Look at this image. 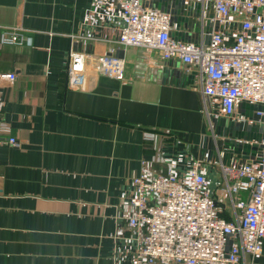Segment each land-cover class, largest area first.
I'll use <instances>...</instances> for the list:
<instances>
[{
  "label": "crops",
  "instance_id": "crops-1",
  "mask_svg": "<svg viewBox=\"0 0 264 264\" xmlns=\"http://www.w3.org/2000/svg\"><path fill=\"white\" fill-rule=\"evenodd\" d=\"M143 3L170 13L178 39L208 41L219 28L212 4ZM118 8V0H0V25L31 39L0 45V73L17 75L2 86L0 264H124L136 233L116 217L131 209L143 160L151 175L172 163L186 174L192 159L206 161L201 170L216 193L219 163L260 159L257 105H238L246 120L227 117L215 98L204 102L194 66L121 45ZM180 8L188 13L183 21ZM228 24L236 27V18ZM72 51L91 62L124 58L125 80L89 69L80 89L68 88ZM240 264H264V240L262 252Z\"/></svg>",
  "mask_w": 264,
  "mask_h": 264
},
{
  "label": "built area",
  "instance_id": "built-area-1",
  "mask_svg": "<svg viewBox=\"0 0 264 264\" xmlns=\"http://www.w3.org/2000/svg\"><path fill=\"white\" fill-rule=\"evenodd\" d=\"M196 1L215 9L219 28L208 41L203 36L198 42L175 38L172 31L180 24L170 13L143 0H118L124 23L118 42L194 66L204 102L215 98L227 117L246 120L236 114L243 101L261 105L256 114L264 127V0ZM233 16L236 27L228 24ZM30 43L22 28L0 25V45ZM89 69L125 80L124 58L103 55L91 62L85 53L72 51L68 88L80 89ZM16 78L14 72L0 73V116L6 103L2 86ZM8 143L20 145L13 137ZM260 146L259 160L218 164L222 184L216 193L201 170L206 161L192 159L186 174L177 173L172 163L166 173L151 175L143 160L128 199L131 209L116 217L136 233V249L124 264H240L246 255H259L264 240V135Z\"/></svg>",
  "mask_w": 264,
  "mask_h": 264
},
{
  "label": "water",
  "instance_id": "water-1",
  "mask_svg": "<svg viewBox=\"0 0 264 264\" xmlns=\"http://www.w3.org/2000/svg\"><path fill=\"white\" fill-rule=\"evenodd\" d=\"M176 13V12H175ZM178 13V14H177ZM177 15H178V17L180 18V20H185V18L187 17V12H186V10H181V8L180 9H178V11H177Z\"/></svg>",
  "mask_w": 264,
  "mask_h": 264
},
{
  "label": "rangeland",
  "instance_id": "rangeland-1",
  "mask_svg": "<svg viewBox=\"0 0 264 264\" xmlns=\"http://www.w3.org/2000/svg\"><path fill=\"white\" fill-rule=\"evenodd\" d=\"M260 107H261V105H258V104H257V108H260ZM229 244H230V242L228 243V245H229Z\"/></svg>",
  "mask_w": 264,
  "mask_h": 264
}]
</instances>
